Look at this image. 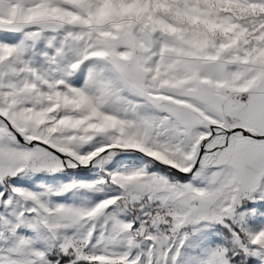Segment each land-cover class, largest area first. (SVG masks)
Instances as JSON below:
<instances>
[{"label": "snow or ice", "instance_id": "snow-or-ice-1", "mask_svg": "<svg viewBox=\"0 0 264 264\" xmlns=\"http://www.w3.org/2000/svg\"><path fill=\"white\" fill-rule=\"evenodd\" d=\"M0 264H264V0H0Z\"/></svg>", "mask_w": 264, "mask_h": 264}]
</instances>
